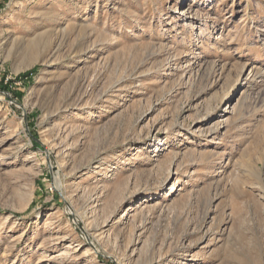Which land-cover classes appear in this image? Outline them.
Masks as SVG:
<instances>
[{"label":"rangeland","instance_id":"1","mask_svg":"<svg viewBox=\"0 0 264 264\" xmlns=\"http://www.w3.org/2000/svg\"><path fill=\"white\" fill-rule=\"evenodd\" d=\"M0 264H264V0H0Z\"/></svg>","mask_w":264,"mask_h":264},{"label":"bare ground","instance_id":"2","mask_svg":"<svg viewBox=\"0 0 264 264\" xmlns=\"http://www.w3.org/2000/svg\"><path fill=\"white\" fill-rule=\"evenodd\" d=\"M182 12V11H181ZM156 161H161L162 160V157H157L156 159H155ZM160 163V162H159ZM178 183V182H177ZM173 189H175L174 187H172L171 186V190H173ZM83 222V221H82ZM82 231H83V229H82ZM85 234V233H84Z\"/></svg>","mask_w":264,"mask_h":264}]
</instances>
